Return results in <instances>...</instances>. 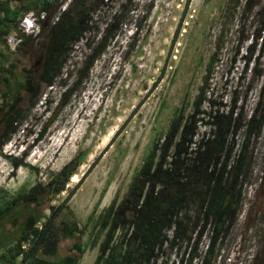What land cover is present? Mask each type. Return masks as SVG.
<instances>
[{
	"label": "rangeland",
	"instance_id": "rangeland-1",
	"mask_svg": "<svg viewBox=\"0 0 264 264\" xmlns=\"http://www.w3.org/2000/svg\"><path fill=\"white\" fill-rule=\"evenodd\" d=\"M67 1H53L48 12H43L38 33L21 43L20 52L13 56L15 63L10 66L12 85L20 87V73H24L25 66L29 72L39 68L40 61L36 59L42 52L41 25ZM10 3L17 5L18 1ZM183 3L184 0H106L92 13L89 28L70 49L51 86L42 88L32 106L22 104L16 129L0 144V202L35 182H45L73 157V172L63 189L49 195L48 203L57 205L63 199L77 181L71 180L72 176L78 179L159 73ZM26 13L20 11V17ZM262 17L264 0L189 1L162 77L79 182L63 210L53 217L54 228L65 213L74 217L78 226L85 224L80 236L58 240L59 252L76 240L83 250L75 264L92 263L97 243L89 241L95 236L99 241L101 234L90 227L91 219L113 196L122 195L152 142L161 140L179 105H184V110L190 108L201 83L203 94L214 103L227 104L231 96H237L240 101L236 103H242L243 108L253 105L264 83ZM120 18L121 23L107 38L103 51L90 63L87 75L78 79V69L96 43L104 21ZM4 55L11 57L7 50ZM3 65L9 63L5 61ZM257 68L261 70L259 76ZM72 85L65 101L59 102L62 92ZM4 89L8 86L1 80L0 91ZM205 104L201 102V106ZM4 105L0 100V113ZM2 128L0 123V136ZM248 152L249 172L242 184L237 218L210 264H264V122L259 135L249 141ZM13 158L20 162L14 164ZM49 211V207L42 209L44 215ZM10 215L11 212L0 219V234L7 235L4 240L9 245L14 242L11 239L19 223ZM45 219L42 216L37 225ZM204 241L203 235L197 245L200 255ZM30 243V238L23 241V248ZM182 249L183 245L175 253L174 248L167 247L166 254L155 264H163L164 260V264H186L187 253ZM189 264L202 262L195 256Z\"/></svg>",
	"mask_w": 264,
	"mask_h": 264
},
{
	"label": "trees",
	"instance_id": "trees-1",
	"mask_svg": "<svg viewBox=\"0 0 264 264\" xmlns=\"http://www.w3.org/2000/svg\"><path fill=\"white\" fill-rule=\"evenodd\" d=\"M17 1L15 5L10 0H0V82L4 80L8 86V89L0 91V100L5 103L0 113L3 127L0 144L16 129L22 115V104L32 106L42 88L51 85L70 49L89 28L92 13L106 2L69 0L51 15L40 29L43 42L39 68L29 72V68L24 67L18 88L12 85L14 76L9 73L10 66L15 63L13 56L22 42L36 35L24 33L16 27L19 12H48L55 0ZM41 20L39 18L38 22ZM260 22H264L263 17ZM104 23L96 43L78 69V79L87 75L90 63L103 51L107 38L114 34L121 18L115 21L107 19ZM13 29H16L20 40L14 49H10L5 36ZM6 50L11 53L10 58L4 55ZM5 61L9 66L3 65ZM246 68L244 65V76ZM255 73L259 76L261 70L257 68ZM249 77L250 74L245 81L247 88ZM73 88L74 85L63 91L59 102H64ZM203 92L201 83L190 101V108L184 110V105L177 107L160 136L161 140L152 142L122 195L119 198L113 196L91 219L90 227L101 234L99 241L96 236L89 241L97 243V252L91 264H155L159 257L166 254L167 247L174 248L176 253L182 245V252L185 250L187 253L186 264L195 256L202 264H210L209 260L217 254L241 205L242 184L249 172V141L259 135L264 122V83H261L253 105L247 109L242 103H236L238 99L240 101L237 96H231L227 104H218ZM202 101L206 102L204 106H201ZM72 160L73 157L64 162L45 182H35L1 199L0 219L10 212L11 218L19 219L11 245L4 240L7 235L0 234V254L14 264H18L28 253L49 215L58 206L59 203L49 204L48 198L63 189L76 165V160ZM13 162L20 161L13 158ZM64 206L58 211H62ZM43 207L50 208L47 215L42 212ZM42 216L46 219L38 226L36 221ZM58 222L55 228L52 223L48 225L24 264L76 263L83 245L73 240L65 251L59 252L58 240L80 236L85 224L78 226L76 219L66 216V213ZM203 235L205 247L200 255L197 245ZM28 238L31 243L24 249L22 242ZM18 254L20 256L16 258ZM0 264L7 263L0 260Z\"/></svg>",
	"mask_w": 264,
	"mask_h": 264
},
{
	"label": "water",
	"instance_id": "water-1",
	"mask_svg": "<svg viewBox=\"0 0 264 264\" xmlns=\"http://www.w3.org/2000/svg\"><path fill=\"white\" fill-rule=\"evenodd\" d=\"M190 0H184L181 12L178 16L173 34L171 36L170 42L168 44L165 56L163 58L159 73L157 74V76L155 77V79L152 81V83L146 88L145 92L143 93V95L141 96V98L137 101V103L132 107V109L130 110V112L127 114V116L123 119V121L120 123V125L117 127V129L112 133V135L110 136V138L108 139V141L106 142L105 146L99 151V153L94 157V159L89 163L88 167H86V169L82 172V174L78 177L77 181L72 185V187L69 189V191L66 193V195L63 197V199H61V201L59 202L58 206L54 209V211L49 215L48 219L46 220V223L42 229L41 234L39 235V237L37 238V240L35 241V243L32 245V247L30 248V250L28 251V253L19 261L18 264H24L26 259L29 257L30 253L32 252V250L38 245L39 240L41 238V235L43 234V232L46 230V228L48 227V225L51 223L53 217L56 215V213L58 212L59 208L67 201V199L70 197V195L73 193V191L75 190V188L77 187V185L79 184V182L82 180V178L86 175V173L89 171V169L94 165V163L97 161V159L99 158V156L101 155V153L106 149V147L112 142V140L114 139V137L119 133V131L122 129V127L125 125V123L130 119V117L134 114V112L136 111V109L138 108V106L140 105V103L145 99V97L151 92V90L155 87L156 83L159 81V79L162 77L166 64H167V60L170 56L173 44L175 42L176 39V35L178 33V30L180 28L181 22L183 20L186 8L188 6ZM0 260H3L4 262H6L7 264H14L10 259L4 257L2 254H0Z\"/></svg>",
	"mask_w": 264,
	"mask_h": 264
},
{
	"label": "built area",
	"instance_id": "built-area-1",
	"mask_svg": "<svg viewBox=\"0 0 264 264\" xmlns=\"http://www.w3.org/2000/svg\"><path fill=\"white\" fill-rule=\"evenodd\" d=\"M43 11H40L36 14L33 11H28V13L22 15L18 22L17 28L24 33H36L38 31V19L43 17ZM16 29L11 30L5 36V42L7 43L10 49H14L15 45L19 42L20 36L16 35Z\"/></svg>",
	"mask_w": 264,
	"mask_h": 264
},
{
	"label": "flooded vegetation",
	"instance_id": "flooded-vegetation-1",
	"mask_svg": "<svg viewBox=\"0 0 264 264\" xmlns=\"http://www.w3.org/2000/svg\"><path fill=\"white\" fill-rule=\"evenodd\" d=\"M37 33H38V31H37ZM36 33V34H37ZM20 50H21V46H19V48H17L16 49V52L18 53V52H20ZM21 54V53H20ZM28 58H25V60H27ZM41 59H42V55H41V53L39 54V59L37 58L36 60L37 61H41ZM40 63V62H39ZM26 67V66H25Z\"/></svg>",
	"mask_w": 264,
	"mask_h": 264
},
{
	"label": "bare ground",
	"instance_id": "bare-ground-1",
	"mask_svg": "<svg viewBox=\"0 0 264 264\" xmlns=\"http://www.w3.org/2000/svg\"><path fill=\"white\" fill-rule=\"evenodd\" d=\"M71 180H77L76 179V175H73L72 178H71Z\"/></svg>",
	"mask_w": 264,
	"mask_h": 264
},
{
	"label": "clouds",
	"instance_id": "clouds-1",
	"mask_svg": "<svg viewBox=\"0 0 264 264\" xmlns=\"http://www.w3.org/2000/svg\"><path fill=\"white\" fill-rule=\"evenodd\" d=\"M132 33V31L130 30V31H127V34L128 35H130ZM49 86H51V85H49Z\"/></svg>",
	"mask_w": 264,
	"mask_h": 264
}]
</instances>
